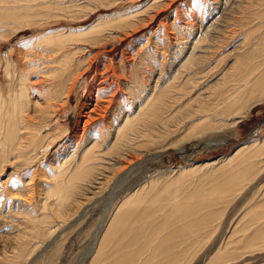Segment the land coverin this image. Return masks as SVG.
Masks as SVG:
<instances>
[{
  "label": "rangeland",
  "instance_id": "rangeland-1",
  "mask_svg": "<svg viewBox=\"0 0 264 264\" xmlns=\"http://www.w3.org/2000/svg\"><path fill=\"white\" fill-rule=\"evenodd\" d=\"M14 1L19 2L17 4ZM261 1L104 0L96 3L93 0H6L7 4L0 5V12L7 11V14L10 11V14L25 16L31 12L29 17L18 23L11 19L6 24L0 23V109L3 108L0 123L4 122V130H6L8 118L5 113L7 110L11 112L16 109V106L19 107L20 99L23 98L21 95L26 93L27 96L23 98L27 108L25 116L29 115L33 122L40 124L36 127L42 128L51 124L50 128H42L43 138L47 139L46 143L56 140L57 136L55 137L54 134H60L57 140L59 145L57 144L56 147L46 145L43 139V145H39L40 149L32 152L30 158L26 157L28 162L26 158L19 161V155L16 153L6 158L8 155L5 157L0 146V264H111L112 261L108 259L113 260L114 257L107 253L110 250L103 252L106 253L105 256L100 252V242L115 222L116 212L120 209L123 200L133 193L131 191H134V188L137 190L146 185V195L151 192L148 200L155 208L165 207L168 203L172 205L189 202L193 197L210 199L213 186L224 184V179H221V169L225 168L229 158L233 157L240 148L264 140V102L255 105L251 115L241 120L235 128L229 126L226 129L217 128L214 132L218 135L209 134L204 138L197 137L199 135L190 137L193 130L191 125L195 121L192 119L195 118L199 100L203 101L202 97L207 96L209 88L214 87L216 82L221 83L225 72H228L233 63L247 52L243 43L246 39L251 40L252 37H248V33L245 35V30L252 25L246 27L244 23L254 18L255 12L259 16L261 10L257 7L264 9ZM250 2L255 3L256 6ZM7 6L10 10L5 9ZM260 16L264 17V15ZM117 21L121 24L116 25ZM103 23L106 26H101ZM87 29L92 30L95 35L100 33L101 36L95 38ZM263 31L264 28L255 32L256 38L252 40L258 39L261 36L260 32ZM48 34L54 37L60 34L63 38L69 36V39H72L67 38L69 42H66L65 48L59 45L48 46L44 43L47 40L45 38H49ZM100 52L102 54L95 61L93 68L86 71L89 59ZM174 53L178 54L177 58H173ZM191 53L194 56L201 55L206 63L209 62L207 64L202 62L199 71H196L197 67L191 68L182 75L184 69L181 72L179 67L183 68L181 65L185 62L184 59ZM66 55H69V58H65ZM206 57H209V60ZM73 63L82 66L83 73L86 71L89 77L87 81L78 82L69 96V102H66L67 89L63 90L61 84L65 79L63 70L68 68V64L70 67ZM100 64L103 72L111 68L110 71L115 73L118 70V74L124 76L122 88H125L129 82L127 89L140 88L139 92L133 94L126 89L128 98L121 101V110L124 113L113 125L114 128L112 126V130L100 124L89 128L85 133L87 137L83 135L78 145H69L76 131L79 110L86 100L87 87L91 84L94 72ZM216 65L220 68L217 69ZM188 82L192 86L187 92H181L182 87ZM116 88L115 85L110 86L112 91ZM165 90L171 94H167ZM162 95L166 96L164 101ZM168 95L169 99L166 100ZM166 101L168 102L165 103ZM155 102L157 103L154 104ZM153 104L156 109L152 108ZM160 109L166 110L167 113ZM53 111H57L58 115L53 116ZM52 117L56 120H52ZM144 117L149 124L146 123L147 120L144 123ZM125 119L129 124L122 127L123 123H126ZM47 120L50 121L49 124ZM44 121H46L44 125H41ZM166 122H170L169 127ZM40 127L37 129L41 130ZM144 132L147 136L143 135ZM210 139L213 141L209 142ZM63 141L69 145L66 152L64 148H60ZM48 147L50 148L47 149ZM58 148L62 149L63 153L53 158ZM91 149L93 154H90ZM75 152H78V156ZM35 159L36 161H32ZM214 162L219 165L210 168L206 166ZM95 165L97 166L93 167ZM261 165L264 166L263 163ZM62 167L65 168L62 170ZM192 168H196L195 174L191 171ZM76 180H79V183ZM60 181L63 185L59 183ZM69 182L76 184L73 186ZM67 183L72 185V188L78 189H72L69 185L64 187ZM55 184L58 188L53 186ZM205 193L209 194L205 195ZM61 197L63 198L60 199ZM73 198L79 200L74 206L69 204L70 200L74 201ZM263 200L264 171H261L257 176H248L247 181L243 182L232 197L226 200L227 203L213 206L214 217L207 216L210 218L206 229L204 230L203 227L194 243L187 245L191 249L189 248L187 255L177 264H210L212 256L229 241L233 233L239 232L243 226L250 228L248 220L251 221L252 217L257 218L261 215L259 217L261 223L254 225L247 233L250 234V231L255 230L254 228L264 226ZM259 204L262 207L258 206ZM170 205H166L165 210ZM257 208L258 211L253 212ZM150 210L148 216L146 215L149 226H159L163 212L153 215L151 208ZM204 211L193 217L199 219L204 215ZM174 222L178 225L172 229L181 226L177 219H174ZM100 226H103V234L101 233L102 236L98 238ZM122 232L120 230L110 239L112 245L121 240ZM153 232V229H148L146 233L154 237ZM166 232L159 235L157 242L155 238V242L149 246L153 248L148 252L147 249L141 252L137 247H130L129 251L134 252L137 249L134 264H143L142 261L151 254H161L155 247ZM239 236L234 237L238 239H235L234 243L244 237L239 238ZM257 245L251 250L236 252V255L223 260L220 264H264V241ZM180 251L179 248L174 250L175 254ZM162 258L163 256L159 257L158 261Z\"/></svg>",
  "mask_w": 264,
  "mask_h": 264
},
{
  "label": "bare ground",
  "instance_id": "bare-ground-1",
  "mask_svg": "<svg viewBox=\"0 0 264 264\" xmlns=\"http://www.w3.org/2000/svg\"><path fill=\"white\" fill-rule=\"evenodd\" d=\"M93 1L97 3L98 1L102 2L104 0H93ZM14 2H16V1H14ZM18 2L19 1H17L16 3L18 4ZM261 2L263 3V6H264V0H262ZM3 4H7L6 3V0H0V5L2 6ZM250 4H253V5L256 6L255 3H251L250 2ZM8 6L5 9L10 10ZM34 8L32 9L33 12L35 10ZM257 8L259 10H261V12L259 11L260 12L259 13V16L255 12L254 13V16L255 17L254 18H251V20H248V22L244 23V25L246 27L252 25L250 28L248 27V29L245 30L246 31L245 32V35H246V33H248L247 34L248 37L251 36L252 39L256 38L254 36L256 34L255 32H258V31H260L261 29L264 28V17L260 16V15H264V9H262L260 7H257ZM30 13L26 14L25 16H24V14L22 16H20V15L10 14V11H8V14H7V11L0 12V23L2 22L3 24H6L9 19H11V20L15 21L16 23H18V22L22 21L24 18L29 17V14ZM251 14L253 15V12ZM259 19L261 21H258ZM243 20H245V19H243ZM120 21H117V24L116 25L121 24ZM23 23H25V22H23ZM104 23L101 26H106ZM242 24H241V26H242ZM22 25H20V26H22ZM164 25L166 26L167 24H164ZM96 28H98V27H96ZM87 31L89 32L90 30L87 29ZM90 32H91V34L95 38L101 36L100 33L98 35H95L92 30ZM260 34H261V36L258 39H255V40L246 39L244 41L243 47L246 46L245 48H247V52H245L243 56L239 57L238 60H237V62L233 63V65L229 68L228 72H225V74L222 77L221 83L220 82L219 83L216 82L218 84L215 83L214 87L212 86L211 88H209V91L207 92V96L205 95V96L202 97L203 101L198 99L200 103L198 104V109H197L195 118H193L194 116L192 117L193 118L192 121H194V120L195 121L191 125L193 130L191 129L192 130V132H191L192 134L190 135V137H192L193 135H199L197 137L200 138V136H202L201 138H204V137L208 136L209 134H211V135H214V134L215 135H218L216 132H214L215 129H217V128H224L225 127L224 129H226L228 126L235 128V127H237V125L239 124V122H241V120H243L247 116L249 117L251 115V113L253 111V107L255 105L264 102V31L263 32H260ZM57 35H59V36L54 37L53 35L52 36L49 35L48 36L49 38H45L47 40H45L44 43H46L48 46H50V45H52V46L53 45H59V47L61 46V48H65L64 45L67 44L66 42H69V40L72 39V38L69 39V36L66 37V38H63V37H61L60 34H57ZM77 35H79V34H77ZM52 37H54V38H52ZM248 37H246V38H248ZM202 39H204V38L202 37ZM80 41L82 42L83 40H80ZM94 42L95 41L93 40V43ZM196 44L197 43H195V45ZM71 45H73V43H71ZM74 45H75V43H74ZM197 46H198V44H197ZM93 47L96 48L95 46H93ZM196 47L194 46V48H196ZM192 50L194 51V49H192ZM70 52L72 53L74 51H70ZM210 52L212 54V51H210ZM215 53H216V51H215ZM217 53H218V51H217ZM90 54H92V53L90 52ZM101 54H102V52L96 54L95 56L93 55L94 57H91L89 59V61L87 62V68L88 69H86V71L87 70H91L93 68V66L95 64V61L99 59V57H100ZM178 54L180 55L179 52H178ZM200 54H201V52H200ZM207 54H209V53H207ZM207 54H205V55H207ZM69 55H66L65 58H69ZM177 55H175V53H174L173 54V56H174L173 58H175V57L177 58L178 57ZM212 55H211L210 58H212ZM217 56L219 57L221 55H217ZM165 58H167V57H165ZM208 58L209 57H206L207 60H209ZM204 59L205 58H202L201 55L200 56H194V54L191 53L190 56H188L186 59H184L185 62L181 65L183 68H180L179 67V69H181V72H182V69H184V72L181 73V74L183 75L184 73H187L188 71L191 70V68H194L195 69L197 67L196 68V71L201 70V66H200L201 63L202 62L206 63V60H204ZM173 63H174V61H173ZM108 65L110 66V64H108ZM217 65H216V67H217V69H219L220 67L218 68L219 65L218 66ZM100 66H101V64L99 66H97V69L96 70L94 68L95 72H94V75L92 77V82L87 87L88 93H87V95L85 97L86 100H85V102L82 103V106H81V108L79 110V114L80 115H79V120H78L77 125H76V128H75L76 131H75V133L72 135V137L70 139L71 140V144L68 141L69 142V145H72V144H74V145L77 144L78 145V143H80L79 141H81L83 139V135H85V133L87 132V130L89 128L98 126L100 124H103L104 127L106 125L107 128H108V130H112L114 128L113 125L117 122V120L119 118H121V116L124 113L121 110V106H122L121 105V101H124L126 99V97H127V95H126V93H127L126 89L128 88L127 85H128L129 82L127 83V85L125 86V88H122V86H124V85H122V82L124 81L122 78L124 76L121 77V75L118 74V72H117L118 70L115 73L112 72V71H110L111 68H109V69H107V71L105 70V72H103V70H101ZM86 71H85V73H83L82 66H80L79 64H75V63L71 64L70 67H69V64H68V68H64L63 74L65 76V79L63 77L64 81H63V79H60V80L63 81V82H61V81L60 82L62 84L63 90L67 89V92H66L67 96L65 97L66 102H69V100H70L69 99V96L71 95V93L76 88L78 82H80L82 80L87 81L89 75L88 76L86 75L87 74ZM163 72H165L164 69H163ZM61 74L62 73H60V75ZM176 76H178V75H176ZM141 77H140V79H141ZM140 79H139V81H140ZM144 80L145 79H143L142 82H144ZM193 81H195V80H193ZM115 82H118V83H115ZM67 83H69V85ZM175 83H177V82H175ZM199 83H201V82H199ZM124 84H125V82H124ZM111 85H115V87H117L115 91L110 90V86ZM170 85L173 86V84H170ZM211 85H209V86H211ZM190 86H192V85L190 84V82H188L187 84H185L182 87L181 92H187V89H189ZM157 87H158V85H157ZM170 88H171V86H170ZM131 89L132 88L127 89L128 92L130 90V92H132V93L135 92L136 93V92H139V89L140 88L139 89L135 88L134 90H131ZM206 89H207V87H206ZM58 91H60V90H58ZM58 91H57V93H58ZM165 91H167V94L169 93L168 90H165ZM57 93H56V95H57ZM142 93H143V91L141 92V94ZM172 93H174V92H172ZM169 94H171V93H169ZM25 96H27V94L26 93L25 94L22 93L21 97L25 98ZM162 96H163V98H162L163 100L162 101H164V99H165L166 96L165 95H162ZM171 97L172 96H170V98ZM23 98L20 99L21 100V103H20L19 107L16 106V109L14 108L11 112H8L9 110H7V112L5 111L6 112L5 114H6L7 118H8V125H7V129L6 130H4V122L3 123H0V146L2 148L1 151L4 152L5 157H6V155H8V157H6V158H9L12 153L13 154L16 153V155H19V161H20V159H23V158H26V157L27 158H30L29 155L31 156L33 154L32 152H35L38 149H40V146L39 145L42 144V140L44 139L43 138L44 135H42L43 134L42 128L46 127V126H43L41 128L39 126L41 128V130H38L39 127H36V126H38L40 124L33 122L34 120L29 115L28 116H25V114H26L25 111H26L27 108H25L26 107V103H24L25 100ZM168 99H169V95L167 96V99L166 100H168ZM182 99H183V97H182ZM131 101H133V100H131ZM167 102L168 101H166L165 103H167ZM144 103H146V102H144ZM156 103L157 102H155L154 104H156ZM169 103H172V102H169ZM195 103H196V101H195ZM154 104L151 105V106H153L152 108L155 107ZM175 104H176V102H175ZM138 107H139V105H138ZM49 108H51V107H49ZM2 109H0V118H2V115H3ZM155 109H156V107H155ZM155 109H154V112L156 113L157 111ZM162 109H164V108L162 107ZM162 109H160V110L161 111H164ZM172 109H173V107H172ZM51 110H53V109H50V111ZM178 110H176V111H178ZM165 111H164V113H165ZM168 112H171V111H168ZM128 113H129V111H128ZM152 113H153V111H152ZM56 114L58 115V112L57 111L56 112L55 111L52 112V115L53 116L56 115ZM128 115L129 114H127V116ZM157 115H159V113ZM46 116L48 117V115H46ZM151 117H153V115ZM3 118H5V117H3ZM49 118H51L50 114H49ZM153 118H152V120H153ZM160 119H163V118H160ZM49 120H51V119H49ZM52 120H56V119H54V117H52ZM146 120L147 119H145V117H144V123L146 122ZM154 121H156V119ZM154 121H152V123ZM173 121H175V120H173ZM16 122H17V127L15 128V123ZM45 122L46 121H44L43 124H41V125H44ZM47 122H48V120H47ZM49 122H48V124H49ZM146 123L149 124L148 123V120H147ZM157 123H158V121H157ZM166 123L168 124L170 122H166ZM171 123H173V122H171ZM123 124H122L123 125L122 127L128 125L129 124V121L127 122V120H126V123L124 122ZM184 125H185V123H184ZM49 126H51V124L50 125H47L48 128H50ZM112 126H113V128H112ZM119 126H121V125H119ZM189 126H190V124H189ZM100 127H102V126H100ZM136 127H140V126H136ZM143 127H145V126H143ZM168 127H169V124H168ZM52 129L55 130V128H52ZM52 129H49V130H52ZM168 129L170 130V128H168ZM57 130H58V128L56 129V132H57ZM116 130H118V129H116ZM156 130H157V127H156ZM145 131H147V130H145ZM160 131H162V130L160 129ZM132 132L134 133V131H132ZM146 133H148V131ZM164 133H166V131ZM108 135L109 134H107V136ZM143 135H146L147 136V134H145V132H144ZM54 136L55 137L57 136L56 140H51L49 142L47 141L48 143H46V140L47 139L46 140L44 139L45 140V141L43 140L44 143H46V145H50V146L52 145L53 147H56L57 144H58L57 140L60 137V134L57 133L56 135L54 134ZM118 136H120V135H118ZM85 137H87V136L85 135ZM50 138H52V137H50ZM136 139H137V137H136ZM128 140H129V138H128ZM106 141H107V139H105V142ZM211 141H213V140L210 139L209 142H211ZM152 142H153V140H152ZM84 143H85V141H84ZM95 143H98V142H95ZM61 145L62 146H60V148H64L65 149L64 152H66V150H68L69 145L66 144V143H64V141H63V143ZM49 148L50 147H48L47 149H49ZM60 148H58L57 152H55V154L53 155V158L54 157H57V155L60 156L63 153L62 152V149H60ZM93 148H95V147H93ZM6 149H7V151H6ZM92 149L90 150L91 151L90 154H93L94 153V152L92 153ZM77 153H76V156H78ZM131 153H132V151H131ZM44 155H46V154H44ZM37 156H38V154H37ZM74 156H75V154H74ZM86 157H84V158H86ZM80 158H78V159H80ZM86 159H88V158H86ZM111 159H113V158H111ZM64 160H63V162H64ZM32 161H36V159L35 160H32ZM32 161H31V163H32ZM26 162H28V159L26 160ZM59 162H61V161H59ZM84 162H85V160H84ZM262 163L264 164V140L261 141L260 143H256L255 142L254 145L253 144H250L249 147L240 148L239 151L233 157H230L229 158L228 163L225 164V166H224L225 168L222 167V169H221V176H222V178L221 179H224V184H222V185H220L218 187H215V186L212 185L213 186V191H211V197L209 196L210 197L209 200L203 199V197H200V199L199 198H196V197L195 198L193 197V199L192 198L189 199L190 200L189 202H183V203H180V204L174 203L172 205H170L168 203L166 205H170V206H168L169 208L167 210H165L167 208L166 205H165V207H162L161 206L159 208H155V206L153 205V203H151V201L148 200V197L151 194V192H149L146 195V193H147L146 188H145L146 185L143 186V187L142 186L139 187V189H137V190L134 188V191L133 190L131 191L133 193L130 194L128 197H126L123 200V203L120 206V209L118 210V212H116V215H115V218H114L115 219V222H113L112 226L105 233L106 235L105 236L103 235L102 241L100 242L101 243L100 248H99L100 252L102 254H104L103 252H106V250H108V251L110 250L107 253L110 254L109 256H111V257L113 256L114 259L113 260H110L108 258L107 259L109 261H112L111 264H134L135 263V260H136V257H137L136 256L137 255L136 254L137 249H139L141 252L143 250H145V249H147V252L150 251L153 247L149 248V246H151V244L155 242V238H156V242H157L158 239H159V237H160L159 235H161L163 232H166L167 231L165 233V235L163 236V238L157 243L158 246L155 247V249L157 251H160L161 254L155 255V253H154V255L151 254L150 256H148L146 258L144 257L145 259L144 258H143L144 260L142 259L143 260L142 263L143 264H150V263H152V264H177L178 262L182 261V259H184V257L187 255L188 250L190 248V247H187V245H189V244L192 245L194 243V241L198 237L197 235L199 234V231H201V229L203 227H204V230L206 229V225L209 223V218H210V217H207V216L213 215V217H214L215 212L213 210L214 209L213 206L214 205H217L218 206L221 203H227L226 200L230 196L232 197V195L236 192V190H238L242 186V183L243 182L247 181V177L248 176H250V175L257 176V174H259L261 171H264V169H263L264 166L261 165ZM91 164H94V163H91ZM130 164H132V163H130ZM217 164L219 165V163L214 162L212 164H208V165L206 164V166L210 168V166H215ZM68 165H69V163H68ZM85 165H86V163L83 165V167ZM61 166H62V164H61ZM72 166H73V164H72ZM96 166L97 165H95L93 167H96ZM58 168L60 169L61 167H58ZM64 168L65 167H62V170ZM74 168H76V167H74ZM194 169H196V168H192L191 171H194ZM74 170H76V169H74ZM68 171H69V168H68ZM93 172H94V170H93ZM83 173H85V171ZM193 173L195 174L196 171H194ZM86 176H88V175H86ZM90 176H91V174H90ZM56 177H58V176H56ZM93 180H96V179H93ZM78 181L76 180L77 183H79ZM80 181H81V179H80ZM59 183H61V181ZM69 183H71V182H69ZM67 185H69V184L67 183L64 187H66ZM72 185H69V187H71ZM53 186H56V184L53 185ZM56 187L58 188V186H56ZM59 187H61V186H59ZM119 187H120V185H119ZM119 187H117V188L119 189ZM61 188H63V187H61ZM75 188H72V189H75ZM53 189H55V188L53 187ZM76 189H78V188H76ZM209 192H210V190H209ZM54 193L55 192H52V194H54ZM208 194L209 193H205V195H208ZM62 198L63 197H61L60 199H62ZM73 199H74V201H71L70 200V203L69 204H71V205L74 206V203H77L79 200L76 199V198H73ZM148 204L149 205L152 204L153 206H151V205L149 206ZM263 204H264V200L262 201V205ZM260 205L261 204H259L258 206H260ZM262 205H261V207H262ZM75 207H77V206L75 205ZM150 208L153 211V215H157V214L163 212L162 213V216L160 217V218H162V220L159 221V226L158 225L157 226L156 225L149 226L148 221H147L149 219L146 218V215L148 216V214L150 213V211H151ZM71 209L72 208H70V211H71ZM205 209H207L208 211H204ZM68 211L69 210H67V212ZM148 211H149V213H148ZM201 211H204V215H202L199 219L193 217L196 214L200 213ZM254 211H258V208H257V210L254 209L253 212ZM72 213H73V211H72ZM60 215L63 216L62 214H60ZM65 216H66V214H65ZM246 217H244V219ZM256 217H257V215H256ZM259 217H261V215L258 216L257 218H255V216L252 217V220L251 221L248 220V223H250V225H251V226L249 225L250 228L249 227L244 228V226H243L241 229H239V232L237 231L238 233L237 232L233 233L232 236L229 238V241L226 242L225 244H223L222 247L219 249V251L216 252V254L214 256H212V259L210 260V264H220L223 260H225V259H227L229 257H232L233 255H236V252L242 251V250H251V249L255 248L256 246H258L257 243L260 244L261 242H263L264 241V226L258 227L257 229L254 228L255 230L252 231V232L250 231V234L247 233L250 229H253L254 225L257 226L258 223H261L260 222V219L261 218L259 219ZM174 219H177V221H179V224L181 226H178L177 228L172 229V228H174L175 225H178V224H175L176 221L174 222ZM212 221L213 220H211V222ZM102 229H103V226L100 228V230H99V232L97 234L98 235V238H100L102 236V234H103L102 233V231H103ZM148 229H150V230L153 229L154 230V232H153L154 233V237L152 236V234L146 233ZM120 230L123 231L121 233L123 235V236L121 235L122 236L121 240L118 243L116 242L117 244L114 243V245H112V243H110V239H112V237H114L115 235H117V233L120 232ZM237 234H238V236L240 235L239 238H242L243 236L244 237L242 239H239V241H237V243H234V242H236L235 239L238 237ZM40 236H41V234H40ZM234 237H236V238L234 239ZM236 240H238V239H236ZM105 241H107V242L105 243V245H103ZM175 241H177V242H175ZM185 243H187V244L185 245ZM130 247H135V248L137 247V249H135L134 252L133 251H129L130 250L129 249ZM178 248L181 249V251L178 252L177 254H175L174 250L175 249H178ZM105 255H106V253L104 254V256ZM161 256H163V258L158 261V258L161 257ZM106 257H108V256H106ZM102 258L104 259L103 256H102ZM100 260H102L101 257H100ZM100 262H103V261H100Z\"/></svg>",
  "mask_w": 264,
  "mask_h": 264
}]
</instances>
